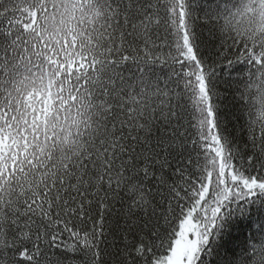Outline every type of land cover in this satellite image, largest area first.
I'll list each match as a JSON object with an SVG mask.
<instances>
[{
  "label": "snow or ice",
  "instance_id": "1",
  "mask_svg": "<svg viewBox=\"0 0 264 264\" xmlns=\"http://www.w3.org/2000/svg\"><path fill=\"white\" fill-rule=\"evenodd\" d=\"M0 264H264V0H0Z\"/></svg>",
  "mask_w": 264,
  "mask_h": 264
}]
</instances>
